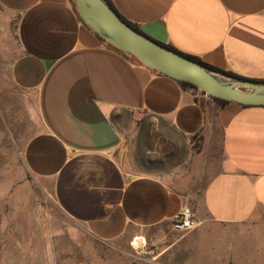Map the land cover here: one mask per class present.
<instances>
[{"label": "crops", "instance_id": "1", "mask_svg": "<svg viewBox=\"0 0 264 264\" xmlns=\"http://www.w3.org/2000/svg\"><path fill=\"white\" fill-rule=\"evenodd\" d=\"M110 1L159 43L264 80V0ZM0 7L17 17L10 76L34 118L22 159L64 219L99 242L170 225L183 206L264 231V106L221 105L123 55L71 0Z\"/></svg>", "mask_w": 264, "mask_h": 264}, {"label": "rangeland", "instance_id": "2", "mask_svg": "<svg viewBox=\"0 0 264 264\" xmlns=\"http://www.w3.org/2000/svg\"><path fill=\"white\" fill-rule=\"evenodd\" d=\"M16 21L0 7V264H264V231L252 223L207 219L187 231L163 224L99 242L64 219L22 159L34 118L10 76Z\"/></svg>", "mask_w": 264, "mask_h": 264}, {"label": "water", "instance_id": "3", "mask_svg": "<svg viewBox=\"0 0 264 264\" xmlns=\"http://www.w3.org/2000/svg\"><path fill=\"white\" fill-rule=\"evenodd\" d=\"M84 24L105 42L154 71L189 83L227 102L264 106V82L241 79L202 63L150 38L123 20L105 0H72Z\"/></svg>", "mask_w": 264, "mask_h": 264}, {"label": "built area", "instance_id": "4", "mask_svg": "<svg viewBox=\"0 0 264 264\" xmlns=\"http://www.w3.org/2000/svg\"><path fill=\"white\" fill-rule=\"evenodd\" d=\"M199 220L189 206H183L171 221V227L176 231H187L197 227Z\"/></svg>", "mask_w": 264, "mask_h": 264}, {"label": "trees", "instance_id": "5", "mask_svg": "<svg viewBox=\"0 0 264 264\" xmlns=\"http://www.w3.org/2000/svg\"><path fill=\"white\" fill-rule=\"evenodd\" d=\"M114 10H115V8L113 7V5H112V3H111V1L110 0H105ZM71 2H72V0H71ZM73 4V3H72ZM73 7H74V5H73ZM74 9H75V7H74ZM76 11V10H75ZM116 11V10H115ZM117 12V11H116ZM117 14L123 19V20H125L128 24H130L131 26H133L135 29H137L138 30V28L136 27V26H134L132 23H130L129 21H127L126 19H124L118 12H117ZM80 18V17H79ZM80 20H81V18H80ZM82 21V20H81ZM83 22V21H82ZM84 23V22H83ZM138 31H140V30H138ZM99 37V36H98ZM99 39H101L100 37H99ZM102 41H104L103 39H101ZM105 42V41H104ZM106 43V42H105ZM107 45H109L110 47H112V48H114V49H116L117 51H119V52H121L119 49H117V48H115L114 46H112L111 44H109V43H106ZM165 46H167V45H165ZM167 47H169V48H171V49H173V50H175V51H177L176 49H174V48H172V47H170V46H167ZM179 52V51H178ZM123 55H125V56H127V57H129V58H131V59H133L134 61H136V62H138V63H140L135 57H133V56H131V55H128V54H125V53H123V52H121ZM181 53V52H180ZM183 54V53H182ZM183 55H185V56H187V57H189V58H191V59H194V60H196V61H198L199 63H202L198 58H196V57H194V56H190V55H186V54H183ZM203 65H205L204 63H202ZM207 68H209V69H212V70H215V71H219V72H222V73H226V74H228V75H231V76H234V77H239V76H237V75H235V74H233V73H231V72H226V71H222V70H220V69H217V68H215V67H211V66H208V65H205ZM239 78H241V79H245V78H242V77H239ZM252 80V79H251ZM253 81H256V82H264V80H253ZM183 87H187V88H191V89H194V90H197L193 85H190L189 83H186V82H182V81H178ZM212 99H214L216 102H218L219 104H226V103H228L227 101H224V100H221V99H218V98H214V97H211Z\"/></svg>", "mask_w": 264, "mask_h": 264}]
</instances>
